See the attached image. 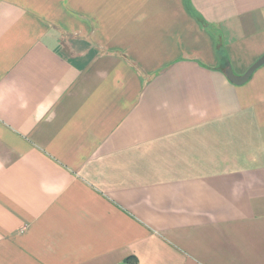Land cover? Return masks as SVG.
<instances>
[{
    "label": "crops",
    "instance_id": "0c3cea01",
    "mask_svg": "<svg viewBox=\"0 0 264 264\" xmlns=\"http://www.w3.org/2000/svg\"><path fill=\"white\" fill-rule=\"evenodd\" d=\"M264 0H0V264H264Z\"/></svg>",
    "mask_w": 264,
    "mask_h": 264
},
{
    "label": "water",
    "instance_id": "95a60500",
    "mask_svg": "<svg viewBox=\"0 0 264 264\" xmlns=\"http://www.w3.org/2000/svg\"><path fill=\"white\" fill-rule=\"evenodd\" d=\"M264 64V55L258 59L247 71L245 74L243 75H236L232 69V66L229 64L226 68H225V74L228 77V79L235 83V84H244L245 82H247L250 77L252 76V74L254 73V71L259 68L260 66H262Z\"/></svg>",
    "mask_w": 264,
    "mask_h": 264
},
{
    "label": "trees",
    "instance_id": "16d2710c",
    "mask_svg": "<svg viewBox=\"0 0 264 264\" xmlns=\"http://www.w3.org/2000/svg\"><path fill=\"white\" fill-rule=\"evenodd\" d=\"M218 52L220 55V60L222 62L221 68L225 72V68L230 64L229 59L225 56V53L223 49L221 48V45L218 47ZM137 263H138L137 258L135 256H130L126 260H124L122 264H137Z\"/></svg>",
    "mask_w": 264,
    "mask_h": 264
}]
</instances>
